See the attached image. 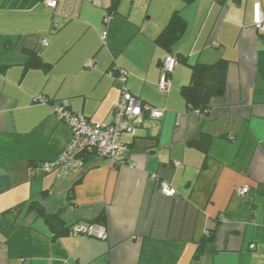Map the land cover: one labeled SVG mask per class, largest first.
Segmentation results:
<instances>
[{"label":"crops","instance_id":"0c3cea01","mask_svg":"<svg viewBox=\"0 0 264 264\" xmlns=\"http://www.w3.org/2000/svg\"><path fill=\"white\" fill-rule=\"evenodd\" d=\"M111 2L0 0V264H264V33L253 24L264 0H120L116 11ZM175 11L189 28L163 94L167 51L155 40ZM31 51L47 65L25 71ZM220 61L225 94L191 109L182 88L192 65ZM118 68L164 117L124 133L129 150L115 164L90 153L63 178L31 179L30 162L57 159L71 137L49 102L108 121ZM202 133L207 152L191 143ZM161 181L178 194L164 195ZM244 186L249 195L237 193ZM34 201L53 225L29 212ZM98 219L107 240L66 230Z\"/></svg>","mask_w":264,"mask_h":264},{"label":"built area","instance_id":"2783aa9c","mask_svg":"<svg viewBox=\"0 0 264 264\" xmlns=\"http://www.w3.org/2000/svg\"><path fill=\"white\" fill-rule=\"evenodd\" d=\"M45 2L52 9L57 8L59 4V0H45ZM253 21L256 30L264 33V9L260 2L254 4ZM41 42L43 46L47 45L48 37H44ZM177 64L178 59L175 54L167 53L162 59V75L158 87L163 94H167L171 89V78ZM93 65V60L88 61V67ZM127 79L128 71L120 68L118 80L121 82V97L108 121L93 122L86 115L73 112L64 101L51 104L56 117L69 126L71 137L57 159L41 163L46 174L54 173L56 178H63L71 172H76L85 166V157L90 153L107 157L111 159L112 164H115L118 158L129 150L128 144L122 140L124 133L135 136L137 128L142 126L147 119L164 117V109L144 102L128 89ZM38 100L46 102L44 97H39ZM160 189L166 196L178 194L177 189L167 181H161ZM237 193L243 196L249 195L250 188L241 187ZM70 231L74 235H85L101 240L109 238V231L104 223L79 222L73 224ZM253 247L254 245H251V248Z\"/></svg>","mask_w":264,"mask_h":264},{"label":"trees","instance_id":"16d2710c","mask_svg":"<svg viewBox=\"0 0 264 264\" xmlns=\"http://www.w3.org/2000/svg\"><path fill=\"white\" fill-rule=\"evenodd\" d=\"M120 0H112L110 4L111 10L116 11ZM189 28L187 19L181 14L180 11H175L168 24L164 27L161 33L156 38L157 45L167 51V53L175 54L173 52L174 45L186 34ZM178 62L179 57L175 54ZM30 60L25 65V71L32 67H45V64L40 56L34 52H30ZM162 65V61H161ZM226 66L224 62L220 61L215 64L195 63L192 65V78L191 83L183 86L182 94L191 106V109L205 112L209 106V100L212 96H222L226 92V78L225 72ZM120 68L117 69V77L119 76ZM45 98V97H44ZM47 103V98H45ZM50 105L59 102H49ZM211 137L206 133L200 134L197 139L191 141V143L201 150L207 152L209 148ZM43 163V162H41ZM40 162H30L29 164V177L31 179H37L43 177L46 173L41 167ZM74 188H71L70 194H72ZM29 212H35V217H43L49 225H53L57 221L55 215L47 214L43 205L34 201L29 207ZM95 223H105L104 220L98 219L96 221H90ZM72 227L69 226L68 231Z\"/></svg>","mask_w":264,"mask_h":264},{"label":"rangeland","instance_id":"374dc122","mask_svg":"<svg viewBox=\"0 0 264 264\" xmlns=\"http://www.w3.org/2000/svg\"><path fill=\"white\" fill-rule=\"evenodd\" d=\"M123 137L125 138V135Z\"/></svg>","mask_w":264,"mask_h":264}]
</instances>
